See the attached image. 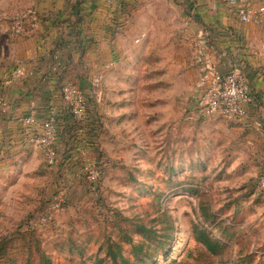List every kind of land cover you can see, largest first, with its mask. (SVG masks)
<instances>
[{
    "label": "rangeland",
    "instance_id": "374dc122",
    "mask_svg": "<svg viewBox=\"0 0 264 264\" xmlns=\"http://www.w3.org/2000/svg\"><path fill=\"white\" fill-rule=\"evenodd\" d=\"M156 71L86 87L100 127L70 158L0 166V264H264V117L204 116Z\"/></svg>",
    "mask_w": 264,
    "mask_h": 264
},
{
    "label": "crops",
    "instance_id": "0c3cea01",
    "mask_svg": "<svg viewBox=\"0 0 264 264\" xmlns=\"http://www.w3.org/2000/svg\"><path fill=\"white\" fill-rule=\"evenodd\" d=\"M243 2L264 6V0H0V166L44 157L29 141L24 118L40 121L53 110L57 124L68 121L62 85H75L86 99L92 78L103 87L118 67L158 70V85L170 71L169 95L190 106L196 85L200 90L212 73L238 66L257 102L246 118L264 117V11L259 22H241L235 8ZM20 17L25 30L14 34L11 23ZM56 143L60 160L64 148Z\"/></svg>",
    "mask_w": 264,
    "mask_h": 264
},
{
    "label": "built area",
    "instance_id": "2783aa9c",
    "mask_svg": "<svg viewBox=\"0 0 264 264\" xmlns=\"http://www.w3.org/2000/svg\"><path fill=\"white\" fill-rule=\"evenodd\" d=\"M112 2V0H107ZM264 11V6L254 8L248 3H238L235 12L241 22H259V14ZM25 25L23 18H16L12 21L10 31L14 34L24 32ZM143 38L140 35L135 42ZM100 83V77L94 76L92 84L97 86ZM62 99L67 105L76 119H83L87 106L86 99L82 91L73 84H65L61 89ZM194 98V108L202 115L209 118H246L248 116V105L256 104L248 79L243 71L234 66L224 73H212L205 80V85L200 89ZM3 100L0 96V106ZM24 123L32 130L29 141L43 149L46 160L49 164H53L56 158V150L54 148L56 138V124L54 111L51 110L48 117L37 120L30 115L24 118ZM95 173H90L89 179L95 178ZM257 188L264 192V173L257 180ZM62 197L56 198L52 202L54 209H58L62 204Z\"/></svg>",
    "mask_w": 264,
    "mask_h": 264
},
{
    "label": "trees",
    "instance_id": "16d2710c",
    "mask_svg": "<svg viewBox=\"0 0 264 264\" xmlns=\"http://www.w3.org/2000/svg\"><path fill=\"white\" fill-rule=\"evenodd\" d=\"M61 89L62 87L60 88V91ZM90 101L92 102L94 100H92L91 98L88 100L89 107L91 104ZM89 107L86 106L85 116L83 119H76V117L71 112V109L67 105H64L63 111L66 113L64 117H67L68 121L60 125L57 124V119L55 117L56 138H55L54 148L56 150V158H55L56 163L59 161L58 151L56 148L57 139H59V141L63 144V148H64L63 154L67 158H70L69 153H71L72 150L77 146L76 144L82 143L83 145L88 146L86 138L81 139V137H79L80 135L79 133L81 132L84 135H93L94 131H96L95 129H98L100 127L99 121L101 119L98 112L94 110V113L91 116L90 114L92 111L89 109ZM84 124L88 125V127ZM87 128L92 129V133L88 134ZM95 145L96 144L93 145V143L89 144V146H92V148L95 147ZM140 228L143 227L140 226ZM195 239L198 242L202 243L206 247V249L211 253H214L218 249L217 242L215 240H211L204 230L197 229V231L195 232ZM112 259L115 260V255L112 257ZM43 262L44 264H51L46 257H43ZM123 262H125V260Z\"/></svg>",
    "mask_w": 264,
    "mask_h": 264
}]
</instances>
